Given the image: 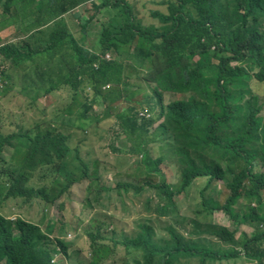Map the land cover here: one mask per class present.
<instances>
[{
	"label": "trees",
	"instance_id": "1",
	"mask_svg": "<svg viewBox=\"0 0 264 264\" xmlns=\"http://www.w3.org/2000/svg\"><path fill=\"white\" fill-rule=\"evenodd\" d=\"M79 5L93 15H81ZM4 9L20 30L0 48V100L10 94L36 107L51 96L60 109L25 128L0 105V208L14 202L40 213L60 200L62 211L83 182L86 206L112 191L124 220L141 213L169 219L166 238L146 223L125 222L127 232L111 217L102 230L104 222L91 218L88 264H180L192 256L198 264H264V97L249 86L252 79L264 83V0H167V12L152 11L148 21L130 0H6ZM153 18L159 25H147ZM133 78L149 90L131 85ZM167 94L178 97L165 102ZM71 129L91 139L104 133L99 140L115 129L124 148L112 141L107 148L133 159L137 177L112 171L109 188L99 173L103 162L87 166L82 150L69 145ZM72 157L79 176L66 169ZM169 159L177 184L161 170ZM192 189L189 219L178 197L188 203ZM216 212L227 222L214 225ZM186 225L223 242L234 243L239 233L240 247L188 244L174 229L186 232ZM54 228L52 221L41 227L0 214V264H55L67 245ZM133 252L138 260H130Z\"/></svg>",
	"mask_w": 264,
	"mask_h": 264
},
{
	"label": "rangeland",
	"instance_id": "2",
	"mask_svg": "<svg viewBox=\"0 0 264 264\" xmlns=\"http://www.w3.org/2000/svg\"><path fill=\"white\" fill-rule=\"evenodd\" d=\"M131 3L135 4L138 10V16L143 21H148L150 19V12L152 11H160L164 12L167 10V0H130ZM149 3V4H148ZM81 7V12L89 17L93 15L94 10L91 8ZM167 12V11H166ZM159 25V22L156 20L148 22L147 25ZM9 34V35H7ZM2 37V42H0V48H6V44H12L8 42L14 41L15 38H11V32L7 33ZM75 37L80 39L83 37L82 33H79L78 30L75 31ZM11 40V41H10ZM14 47V45H12ZM131 85H140L145 89L147 85L143 81H138L133 78L130 81ZM249 86L253 92V94L257 95L260 99L264 97V83L255 82V80L249 81ZM171 94H167L165 98V102L175 99L178 96H170ZM27 100H14L11 99V95L8 94L6 97H2L0 100V105L3 108L4 116L9 120L15 123H20L22 126L30 127L34 123L39 121H45L49 118V112L52 108L57 107V103L55 98L49 96V98L37 101L36 107H31L27 104ZM124 103H119L118 106H124ZM60 109V108H59ZM102 110V109H101ZM106 120H101L98 124L101 128H106L105 126ZM5 128L6 123L4 122ZM115 130V129H114ZM111 130L108 133V138L105 137L103 140H99L97 136H102L101 134H92L94 138L87 137L85 133H82L79 129H71V136L69 139V145L72 148L79 147L82 150L81 156L88 163L87 166L93 164L94 160L97 159L99 162H103L100 165L99 173L101 174L105 184L109 186L114 184L112 180H114L113 172H116L117 177H123L125 174L132 176V178H136L137 174L134 173L133 168L130 167L133 163V159L129 160L127 155L124 154H111L109 149L107 148V143L112 141L115 146L119 148H124V144L120 141H116V138L113 137V131ZM161 152L160 148L154 147L155 156L159 155ZM10 152L8 154H3V158L5 160H9ZM173 163V160L169 159L168 162H164V165H161V170L166 176V179L170 184H175L177 181V175L175 173V169L170 166ZM65 166L68 172L81 175L82 172H79V165L77 160L73 157L66 160ZM112 181V182H111ZM177 184V183H176ZM198 185L202 184L200 180L196 183ZM217 190L219 194V198H222L223 187L220 183L217 184ZM71 198L64 202V206H62V211H60V200L56 202L54 205L47 206L45 210L40 213L37 212V205H23L21 209L15 206L14 202H8L7 205H4L0 208V214L6 219L14 222L15 219L20 218L22 220L31 221L33 223H38L41 227H43L48 221H52L55 224V228L53 231V235H60L62 242L67 245L66 254L59 255V257L54 258L55 264H88L89 254L87 253V235L85 234V230L87 226L91 222V218L97 221L104 222V227H106V223H108L111 217L115 218V226L119 229L121 227H125V231L129 232L130 226L127 224L130 223L131 218H126L125 220L120 215V210L116 207L114 201V193L112 191L108 193H102L100 198H94L91 201L90 206H86L85 199V183L78 182L74 184L71 188ZM109 196V199L107 197ZM195 191L192 189L188 195V203L183 200V196H179L180 204H181V212L185 215V218H192L193 213L192 210L195 208ZM223 217V218H222ZM177 220H180L179 216L174 217ZM212 223L216 226L221 224V219L227 222V219L224 215L219 213H214V215L210 216ZM127 224H126V223ZM134 222H142L149 225H152L158 236L161 237H169L167 231L164 228L169 224V219L161 218L158 219L155 215H148L141 213L133 218L131 223ZM62 226V230L59 227ZM110 227L108 228V232H110ZM175 231L182 235L184 241L188 244H199L207 247H211L214 250L219 251H228L233 249L234 247L239 248L240 242L238 241L239 233H235V242H223L219 238L215 237L210 233H202L199 235H194V229L192 226L186 225V232L181 231L174 227ZM229 229H234L233 226H230ZM248 230V229H247ZM249 231V230H248ZM16 232L13 231V235L15 236ZM120 235L118 230L117 236ZM210 248V249H211ZM130 260H138L140 258V254L137 252H133L129 255ZM180 264H198L199 259L197 257H180ZM116 264H121L117 262ZM210 264V263H208ZM222 264H242V260L236 259L232 262L223 261Z\"/></svg>",
	"mask_w": 264,
	"mask_h": 264
},
{
	"label": "clouds",
	"instance_id": "3",
	"mask_svg": "<svg viewBox=\"0 0 264 264\" xmlns=\"http://www.w3.org/2000/svg\"><path fill=\"white\" fill-rule=\"evenodd\" d=\"M6 1V0H5ZM5 1L1 2L0 4V8H1V17H0V31H3L4 29H9V32H11V34L14 35L15 37V34H17L20 30V25L19 24H16V21L14 19H10L9 18V14H7V12L5 11L4 9V4H5ZM34 1H38V0H34ZM81 5L77 6L75 8V10H79L80 14L83 15V16H86L84 14V12H81ZM84 7V6H83ZM8 15L6 18H4L5 15ZM87 17V16H86ZM79 32V31H78ZM80 33V32H79ZM167 96V95H166ZM242 264H248L247 262L243 261L242 260Z\"/></svg>",
	"mask_w": 264,
	"mask_h": 264
},
{
	"label": "crops",
	"instance_id": "4",
	"mask_svg": "<svg viewBox=\"0 0 264 264\" xmlns=\"http://www.w3.org/2000/svg\"><path fill=\"white\" fill-rule=\"evenodd\" d=\"M3 1H5V0H0V4H1V2H3ZM7 16H8V15L6 14V15L4 16V18H6ZM0 17H1V8H0ZM8 31H9V29H4L3 31H0V36L3 37L4 35L7 34Z\"/></svg>",
	"mask_w": 264,
	"mask_h": 264
}]
</instances>
